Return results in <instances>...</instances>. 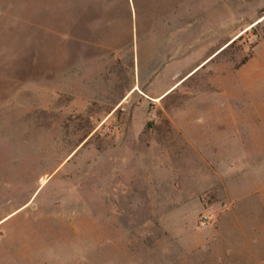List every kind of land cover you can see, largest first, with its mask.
<instances>
[{
    "label": "rangeland",
    "instance_id": "rangeland-1",
    "mask_svg": "<svg viewBox=\"0 0 264 264\" xmlns=\"http://www.w3.org/2000/svg\"><path fill=\"white\" fill-rule=\"evenodd\" d=\"M0 264H264V0H0Z\"/></svg>",
    "mask_w": 264,
    "mask_h": 264
},
{
    "label": "water",
    "instance_id": "water-1",
    "mask_svg": "<svg viewBox=\"0 0 264 264\" xmlns=\"http://www.w3.org/2000/svg\"><path fill=\"white\" fill-rule=\"evenodd\" d=\"M232 43H233V42H232ZM232 43H231V44H232ZM231 44H229V45H231ZM227 47H228V45H227ZM224 48H225V47H224ZM224 48H222V49H221L218 53H216L215 55H219V54L221 53V51H223ZM215 55H214V56H215Z\"/></svg>",
    "mask_w": 264,
    "mask_h": 264
}]
</instances>
